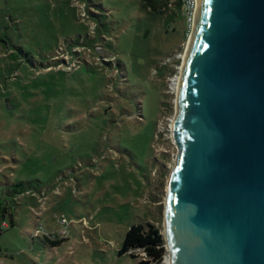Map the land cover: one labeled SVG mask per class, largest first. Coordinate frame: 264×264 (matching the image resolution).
Segmentation results:
<instances>
[{"label":"rangeland","instance_id":"1","mask_svg":"<svg viewBox=\"0 0 264 264\" xmlns=\"http://www.w3.org/2000/svg\"><path fill=\"white\" fill-rule=\"evenodd\" d=\"M186 31L139 0H0L2 264H137L130 226L164 240Z\"/></svg>","mask_w":264,"mask_h":264},{"label":"water","instance_id":"2","mask_svg":"<svg viewBox=\"0 0 264 264\" xmlns=\"http://www.w3.org/2000/svg\"><path fill=\"white\" fill-rule=\"evenodd\" d=\"M170 264H264V0H197L177 73Z\"/></svg>","mask_w":264,"mask_h":264},{"label":"trees","instance_id":"3","mask_svg":"<svg viewBox=\"0 0 264 264\" xmlns=\"http://www.w3.org/2000/svg\"><path fill=\"white\" fill-rule=\"evenodd\" d=\"M139 3L146 12L164 17L167 23L181 19V0H139ZM26 192L28 189H24L22 183H17L11 186L7 194L14 200ZM7 215L8 208L0 201V223ZM13 224L14 221L9 217L8 227ZM130 251H138L143 255L144 260L138 261L137 264H159L165 256L163 237L153 224L132 225L125 233L119 255ZM131 257L134 258L133 255Z\"/></svg>","mask_w":264,"mask_h":264},{"label":"built area","instance_id":"4","mask_svg":"<svg viewBox=\"0 0 264 264\" xmlns=\"http://www.w3.org/2000/svg\"><path fill=\"white\" fill-rule=\"evenodd\" d=\"M196 5V0H181V9H180V14L181 18L184 21V24L186 26L187 31H189L190 23H191V18H192V13ZM186 31V33H187ZM7 228L8 223L6 221H2L0 223V228ZM0 264H2L0 262Z\"/></svg>","mask_w":264,"mask_h":264},{"label":"bare ground","instance_id":"5","mask_svg":"<svg viewBox=\"0 0 264 264\" xmlns=\"http://www.w3.org/2000/svg\"><path fill=\"white\" fill-rule=\"evenodd\" d=\"M197 1V0H196ZM176 84H177V81H176ZM175 107H176V103H175ZM164 264H170L169 263V257L168 256H166V259H165V263Z\"/></svg>","mask_w":264,"mask_h":264},{"label":"crops","instance_id":"6","mask_svg":"<svg viewBox=\"0 0 264 264\" xmlns=\"http://www.w3.org/2000/svg\"><path fill=\"white\" fill-rule=\"evenodd\" d=\"M12 220H13V218H12Z\"/></svg>","mask_w":264,"mask_h":264}]
</instances>
